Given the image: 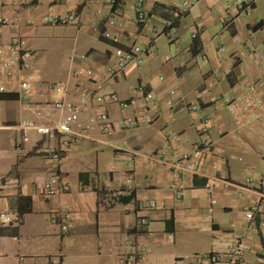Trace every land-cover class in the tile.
<instances>
[{"label": "crops", "instance_id": "0c3cea01", "mask_svg": "<svg viewBox=\"0 0 264 264\" xmlns=\"http://www.w3.org/2000/svg\"><path fill=\"white\" fill-rule=\"evenodd\" d=\"M181 1L0 0V45L25 39L29 56L20 74L39 88L37 99L79 102L81 91L101 84L134 100L126 109L88 103L89 125L65 145L32 133L17 146L15 126L32 113L16 92H5L11 97L0 99V264H213L196 256L226 252L235 239L245 251L234 264H264V206L254 222L245 216L264 192V0H249V8L246 0H198L187 10ZM131 45L143 50V63L111 76L115 50ZM56 82L65 94L48 88ZM138 87L154 94L157 108L144 110ZM102 111L109 133L97 120ZM42 116L55 121L60 113ZM128 117L140 124L125 127ZM205 121L211 152L201 172L182 175L177 198L176 175L156 153L192 150ZM50 147L64 157L45 159ZM54 174L56 191L45 196L43 183ZM25 197L30 211L19 216ZM226 259L220 264H231Z\"/></svg>", "mask_w": 264, "mask_h": 264}, {"label": "built area", "instance_id": "2783aa9c", "mask_svg": "<svg viewBox=\"0 0 264 264\" xmlns=\"http://www.w3.org/2000/svg\"><path fill=\"white\" fill-rule=\"evenodd\" d=\"M198 0L181 1L183 10L190 8ZM249 8V0L245 1ZM144 13L139 10L137 13V19L142 20ZM70 18L66 15L60 18V22H66ZM165 28L172 29L170 23H166ZM108 36V34L106 33ZM26 41L23 37L15 36L7 44L0 45V93L16 92L21 100H23V106L26 110L31 112V116L21 119L15 129L18 132L17 146L21 143L28 142L32 133H36L40 137L48 139L58 138L60 144H67L69 140L80 136L81 133L87 128L89 123L87 122V115L84 111L88 103H117L121 109H126L130 104L134 102L133 99L128 101L121 100L115 92H106L103 90V86L98 84L96 87L81 91L79 94V102H74L66 99L53 100L51 97H45L43 99H37L39 88L33 84L31 80L26 77H22L20 72L26 67L25 59L29 56V52L26 49ZM115 62L109 68L111 76L119 74L130 63H136L138 65L143 63V50L137 45H131L126 49L117 48L115 50ZM86 76L93 77V71L87 69L85 71ZM15 85L11 89L12 85ZM49 89L59 91L63 94L66 93L65 84L63 82H56L48 86ZM138 91L141 94V101L144 104V110L151 111L157 108V101L154 94L151 91H144L142 87H138ZM51 109L60 113V116L55 120L45 119L42 116L43 111ZM97 120L100 122V129L104 133H109L112 130V123L106 112H98ZM145 122H150L152 117L149 114L144 116ZM87 122V123H86ZM140 124L139 120L128 117L125 119V127H135ZM212 138L209 132L208 121H205L204 127L200 130L199 140L192 150H185L183 147H179L175 154L167 156L164 150H158L155 159L161 164L169 168L176 176L172 184L175 188L177 198H180L181 192L184 188L182 183V175L188 173H199L203 166V158L206 154L211 152ZM45 159L51 162H58L64 157L63 152L50 147L45 151ZM216 179V178H215ZM59 178L54 174L50 179L43 183V194L45 196H51L55 193ZM211 182L208 181L207 188L209 189ZM66 189L65 186H62ZM216 199H211V204H215ZM264 206V192L261 193L260 202L247 209L245 216L251 222H254L255 214L262 213ZM10 220L7 214H1V223L6 224ZM52 222L58 223V218L53 217ZM144 223V221H142ZM260 224L264 225V216L260 218ZM62 229H65V225H60ZM245 251V245L243 241L235 239L228 247L226 252L211 251L205 256H196L201 261L207 259L213 264L222 263L225 258L228 263H235L243 257Z\"/></svg>", "mask_w": 264, "mask_h": 264}, {"label": "trees", "instance_id": "16d2710c", "mask_svg": "<svg viewBox=\"0 0 264 264\" xmlns=\"http://www.w3.org/2000/svg\"><path fill=\"white\" fill-rule=\"evenodd\" d=\"M11 97L10 95H8L7 93H0V99H6V98H9ZM88 175L86 173H81L79 175V179L82 181V182H85L86 181V177ZM132 197V195L130 194L129 196H121L119 197V200L121 202H127L128 200H130ZM22 198L20 197L19 200H21ZM24 204L23 205H18L17 207V210H18V215L21 216L23 213L27 212V211H30V203H31V200L30 198L28 197H25L24 198ZM170 228L167 227V230H169ZM4 232V229L2 227H0V235Z\"/></svg>", "mask_w": 264, "mask_h": 264}]
</instances>
